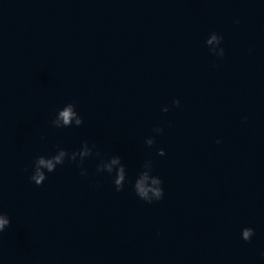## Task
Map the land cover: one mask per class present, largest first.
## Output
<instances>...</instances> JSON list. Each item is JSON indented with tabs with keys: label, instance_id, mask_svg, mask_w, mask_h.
Segmentation results:
<instances>
[{
	"label": "clouds",
	"instance_id": "obj_1",
	"mask_svg": "<svg viewBox=\"0 0 264 264\" xmlns=\"http://www.w3.org/2000/svg\"><path fill=\"white\" fill-rule=\"evenodd\" d=\"M209 37L210 38L206 40V44L208 46L212 45L213 43L220 46L223 40V37L217 35L215 32L211 33ZM209 49L217 57L223 58L224 49L222 47H219L218 51L210 47ZM173 105L179 107L180 101L174 100ZM162 111L168 112L169 108L164 107ZM50 123L56 128L71 127L73 124L78 127L82 125L83 119L76 111L75 104L68 103L57 112L56 117L51 120ZM153 131L160 133L163 131V129L157 127ZM154 142V137H148L145 140V143L148 146H152ZM219 142L220 141H217V143ZM94 147V145L89 147L88 142L84 141L78 151L69 152L64 148L58 147L56 153L50 157H45L43 155L36 157L33 163V171L32 175L30 176V180L33 181L37 186L42 185L47 178L45 170L48 173L54 172L57 165H63L66 159L70 162H77V158L79 157V164L83 165L84 159L93 154ZM157 154L163 156L165 155V152L163 149H158ZM96 155L99 156L100 153L97 151ZM143 168L144 170L139 173L133 185L136 195L147 203L161 200L164 196V190L161 186L163 181L159 176L152 174V161L149 160L145 162ZM97 172H107L110 175L114 173L113 183L116 191L120 192L123 190L125 181L127 179V174L125 165L121 162V157L119 155H114L106 161L101 160L97 165ZM81 174L86 175L87 173L82 171ZM150 176L152 177L151 184L154 185L153 187L146 186V181ZM149 193H151V195H149ZM9 225V217L5 213L0 212V233H3ZM254 234V229L251 227H245L241 230V238L244 241H250Z\"/></svg>",
	"mask_w": 264,
	"mask_h": 264
}]
</instances>
